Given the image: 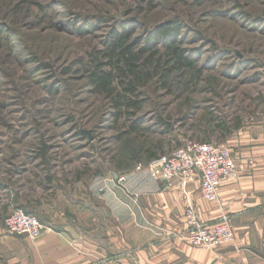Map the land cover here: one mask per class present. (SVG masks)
Segmentation results:
<instances>
[{"label":"rangeland","instance_id":"374dc122","mask_svg":"<svg viewBox=\"0 0 264 264\" xmlns=\"http://www.w3.org/2000/svg\"><path fill=\"white\" fill-rule=\"evenodd\" d=\"M174 25L193 67L163 43L134 69L108 55L125 28L139 54ZM0 27V247L16 209L84 217L138 163L264 135V0H0Z\"/></svg>","mask_w":264,"mask_h":264},{"label":"crops","instance_id":"0c3cea01","mask_svg":"<svg viewBox=\"0 0 264 264\" xmlns=\"http://www.w3.org/2000/svg\"><path fill=\"white\" fill-rule=\"evenodd\" d=\"M235 144L234 159L253 160L254 166L237 181L224 182L217 202L204 199L200 180L185 194L178 183L140 174L101 191L100 204L87 207L84 217L41 220L46 228L37 242L5 236L0 264H264V135ZM189 201L204 224L226 217L234 244L192 247L185 216Z\"/></svg>","mask_w":264,"mask_h":264},{"label":"built area","instance_id":"2783aa9c","mask_svg":"<svg viewBox=\"0 0 264 264\" xmlns=\"http://www.w3.org/2000/svg\"><path fill=\"white\" fill-rule=\"evenodd\" d=\"M254 166L253 160L237 161L225 144L189 142L170 154L159 156L147 163H138L137 175L147 174L156 181L178 183L186 194L187 187L200 180L206 201L215 203L224 182L237 181ZM125 179H120V182ZM187 239L195 248L219 249L233 245L235 238L228 219L216 224H204L197 206L189 201L186 208ZM7 232L13 236L28 237L36 242L46 226L32 214L16 209L5 221Z\"/></svg>","mask_w":264,"mask_h":264},{"label":"trees","instance_id":"16d2710c","mask_svg":"<svg viewBox=\"0 0 264 264\" xmlns=\"http://www.w3.org/2000/svg\"><path fill=\"white\" fill-rule=\"evenodd\" d=\"M2 31L3 30L0 27V36L2 35ZM179 32H180L179 27H177L175 25L166 27L165 29L159 28L157 30V33L152 38L153 41H151V44H149V47L147 48V50L142 49V51L139 54H134L133 53V48H134L133 45H129V46L124 47V41H126L130 38V34L125 28L122 33H117L111 37V41L109 43V48L107 49L108 55H122L124 58H126V60L128 61V64L130 66H133V67H131V69H134V66H136V65H134L130 61L128 55H143L147 51L152 50V45H153L152 43H154V44L163 43V44H165V46L167 48V55H173L176 64L180 68L193 67L194 62L192 60H190L189 58L183 56V54H181V52H180L179 47L176 46L177 38L175 39V36H176V34L178 35ZM171 37H174V39ZM93 82L99 86L105 87L106 84L108 83L107 75L97 76L93 79ZM221 129H224L227 132L230 131V128L226 122L222 123Z\"/></svg>","mask_w":264,"mask_h":264}]
</instances>
